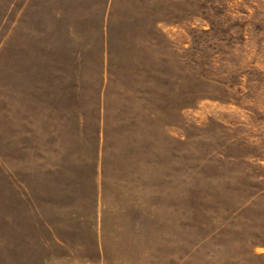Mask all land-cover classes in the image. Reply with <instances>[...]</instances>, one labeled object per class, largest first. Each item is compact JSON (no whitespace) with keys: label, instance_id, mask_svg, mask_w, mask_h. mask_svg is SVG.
Listing matches in <instances>:
<instances>
[{"label":"rangeland","instance_id":"obj_1","mask_svg":"<svg viewBox=\"0 0 264 264\" xmlns=\"http://www.w3.org/2000/svg\"><path fill=\"white\" fill-rule=\"evenodd\" d=\"M0 264H264V0H0Z\"/></svg>","mask_w":264,"mask_h":264},{"label":"crops","instance_id":"obj_2","mask_svg":"<svg viewBox=\"0 0 264 264\" xmlns=\"http://www.w3.org/2000/svg\"><path fill=\"white\" fill-rule=\"evenodd\" d=\"M90 164H92L93 166L91 177H92L93 183L95 184V188L97 191L96 192L97 209H101L104 207L101 202L105 195V185L109 183V178L106 173L105 159L103 157L100 158L99 155H96L91 160ZM104 214L105 213L103 211L97 213L96 219H97V223L99 224V227L100 225L102 226V220H104V217H105Z\"/></svg>","mask_w":264,"mask_h":264}]
</instances>
